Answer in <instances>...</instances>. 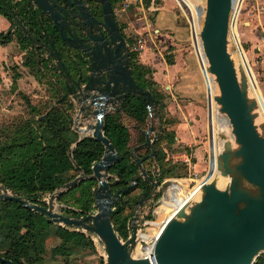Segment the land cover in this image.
Masks as SVG:
<instances>
[{"label":"water","instance_id":"95a60500","mask_svg":"<svg viewBox=\"0 0 264 264\" xmlns=\"http://www.w3.org/2000/svg\"><path fill=\"white\" fill-rule=\"evenodd\" d=\"M31 1L44 16L50 18L62 40L81 48L89 56L91 74L86 78L87 83L78 87L82 96L77 98L79 109L75 129L80 135L78 142L92 130L91 136L104 145L105 152L93 165V174L90 176L80 166H76L80 174L58 187L50 195L46 205L13 195L2 185L0 200L19 202L45 214L55 224L94 234L103 244L105 264H151L148 258L134 255L136 224H133L132 233L123 241L113 222L114 206L120 196L133 189L140 176L151 180L143 165L146 158L136 155L137 147L133 149L140 173L127 188L114 192L113 185L117 179L110 181L113 176L110 169L121 160V155L105 134L104 125L105 116L110 109H115L116 112L123 110L124 101L130 95L141 97L152 116L153 111L158 109L157 98L151 90L140 86L135 80L130 47L121 32L111 0H95L102 7V20L91 14L82 0H65L66 5H61L56 0ZM206 1V9L199 8V12L205 13L200 35L209 63L208 70L216 76L221 93L218 101L241 144L239 153L243 157V164L240 168L249 182L262 188L263 196L261 200L250 198L249 205L239 208V202L245 198L241 191L233 188L232 193H229L211 187L207 191L209 203L206 218L198 215L196 221L191 223L172 221L160 235L154 249L158 264H254L255 259L264 252V137L257 130L251 105L228 49L231 13L236 0ZM94 25H102L105 32L102 31L99 35L89 33L88 40L93 42V47L89 48L85 44V38L74 35L73 26L85 29ZM21 29L33 44L34 40L26 27L22 25ZM44 33L52 48L51 55L58 57L61 66L66 68L51 35L47 31ZM83 113L88 117L96 115V123H88L85 129L80 128L79 118ZM154 131L155 125L152 124L145 131L146 140L141 145L149 146L151 155L156 154L154 140L151 138ZM69 155L73 157V150H70ZM222 157L224 164L228 165L229 154H222ZM85 178H96L99 182L94 196L96 210L81 216L63 213L59 208L60 196ZM0 258L8 264H17L13 260Z\"/></svg>","mask_w":264,"mask_h":264},{"label":"rangeland","instance_id":"374dc122","mask_svg":"<svg viewBox=\"0 0 264 264\" xmlns=\"http://www.w3.org/2000/svg\"><path fill=\"white\" fill-rule=\"evenodd\" d=\"M240 1L241 5L239 11L235 13L233 11L231 13L228 49L234 61L243 90L251 105L257 130L259 134L264 137V3L263 0H236L235 6L240 3ZM193 3L196 4L197 9H206V0H199L198 2L193 0ZM131 5L133 6L130 8L127 6L126 10H129L128 12L124 11V17L130 23L127 22L125 24L133 28L132 32H135V35L137 34L136 36H140L137 38H143V40H145V48L142 50L143 53L146 52L147 56H151L156 70L158 68L162 71V69L167 70L166 66L168 65L164 59V53H166V51L168 53L171 46L177 48L175 54H177V59H179V63L181 64L179 68L189 70L188 73L190 76L188 78L192 79V81H188L187 84L189 83V87L193 88L192 91L196 92V94L201 97L202 101L197 100V107L187 105L173 106V104H171L173 106L171 110H165L166 122L168 121L169 123V128L167 127L166 130L172 131L173 125L180 121V126L178 127L179 131L177 133L178 136H180L182 130H184L189 138L188 140L182 141L180 137L183 143H178L175 138L174 142L167 144L170 133L168 134L164 129L160 130L161 120L157 115V110L153 111V116L149 115L147 129L152 124L155 125V132L152 134L154 142L159 135L165 136L166 134L167 136L162 140L161 145L167 148V159L169 160V164L165 165L161 175L160 168L159 171L154 168V166H158L157 162L147 160L144 167L147 170L148 176H153V180L150 181L146 192L144 191L143 185L137 184L129 192L123 194L121 203L122 210L116 215V226L121 229V232H125L122 237L127 238L130 235L134 216L138 215L140 216L139 218H146V213L159 204H164L159 210L160 215H157L159 219L164 218V214H169L170 216L175 212L179 205H181L183 199L171 201L174 199L175 190H177L179 185L184 188V193L187 195V192L193 191L205 181L208 185H216L218 187L221 181V179H219L221 175L224 181L221 182L222 186L218 189L225 190L229 193H232L233 188L241 191L245 195L241 203L248 202L249 204L250 198L261 200L263 196L262 188L249 182L240 168L243 164V157L239 153L241 144L236 139L232 124V146L227 152L229 154V163L228 165L224 164L225 171L227 170L228 172L219 173V170H221L220 155L215 159V151L213 149L214 127L210 123V113L212 110H216V112L220 114H225L226 116L227 114L223 111L218 101L221 93L215 79L216 76L214 77V74L210 71H208L207 74L204 72L205 63L207 68H209L200 35L204 25L205 13L203 12L202 14L196 15L195 7H192L188 0H135ZM120 7V1H116L115 8L119 9ZM136 11L138 15H135ZM159 11H161L160 16L158 15L154 18L156 12L158 13ZM247 32L249 35H253L252 40L246 39V37L243 36V33ZM140 58H142V56ZM166 59L167 62H169L168 55H166ZM250 76L253 77L259 96L252 88V79ZM28 78L30 81L28 84L31 85H27L30 87L25 89L24 92L26 94L18 93L14 98L15 102L10 105L13 110L8 111L5 108L0 110L1 114L5 113L0 118V135L2 134L1 130L4 131L5 127L13 122L32 121L34 122L33 128L35 129V127L42 125L40 121L45 118L49 109L52 106L58 105V103L55 102L54 92L52 91L53 93H51L48 90L51 87L50 83H53L55 80L54 77L48 75L46 77L47 83L45 81L42 82L46 83V85L42 84V89L37 86V83L35 85L33 80L31 81L32 77ZM150 83L151 85L155 84L154 81H150ZM207 85L210 90V99L207 93ZM156 88H158V86H156ZM204 92H206L205 101L203 97ZM28 101H30L32 106H35L37 110H33L29 106ZM214 101H216V104ZM68 104L69 103H65L62 107L64 109L68 108ZM213 106L216 108H213ZM78 109L79 106L74 103V108L71 111L74 119L77 116ZM227 119L230 121L229 118ZM79 120L80 127H85L86 124L92 123L93 121L84 114L80 116ZM121 122L126 124L134 132L132 143L134 146L140 134L138 133L139 130H137V122L131 116L124 113L121 117ZM177 134L175 132L176 136ZM86 136H91V133ZM218 136L220 138V135ZM146 147L150 149L149 146ZM142 153L148 154V149L142 151ZM151 154L152 151L149 153V159L155 156ZM211 155L214 157L212 161L210 158ZM186 156L190 158L191 164L189 161H186ZM195 163H198L196 168ZM208 170L210 171L207 179ZM138 172L140 173V170H138ZM79 174L80 172L77 170L76 177ZM211 175H213V177H211ZM114 177L115 175L110 177V181L114 182ZM88 179L89 178H85L80 183ZM91 179H95L96 186H94L97 189L98 180L96 178ZM139 179L147 180L148 178L146 176H140ZM156 183L158 186H156ZM0 185L5 186L4 184ZM113 186H115V184ZM75 187H73L74 189L72 188L73 191L71 193L67 191L64 193L63 203L58 200L59 208L63 213L71 214L67 209H64L67 208L65 206L70 205V209L76 207L78 209L80 201L83 202L81 198V189H75ZM170 187L172 189L174 188L171 200L168 195ZM8 190L13 194L12 190ZM1 192L2 189H0V193ZM50 195L51 194H47L43 196L38 204L46 205ZM1 201L5 200H0V202ZM91 209L92 211L96 210L95 202L91 206ZM159 219L152 221L151 227L159 225ZM54 225L61 226L55 223ZM67 228L76 230L73 227ZM152 230H156V228H152ZM55 232L56 229L53 228L52 235L44 242L45 248L42 251V259L38 261L35 259L33 262H36H32L33 264H102V261L104 262L105 252L102 243H98V246L95 245V248L84 241L80 244L67 245L66 243L67 247L61 251V247L63 248L65 244L61 238L55 235ZM263 253L264 252L261 254ZM261 254L255 261L262 256ZM28 264H31V260L28 261Z\"/></svg>","mask_w":264,"mask_h":264},{"label":"trees","instance_id":"16d2710c","mask_svg":"<svg viewBox=\"0 0 264 264\" xmlns=\"http://www.w3.org/2000/svg\"><path fill=\"white\" fill-rule=\"evenodd\" d=\"M116 1L120 0H111L113 5ZM0 12L12 22V27L7 35L3 32L0 33V42H10L14 39L15 34L20 42L31 43L21 29V26L24 25L34 40V45L31 44L37 50L35 52V49H33L34 51L31 54L34 63L39 65L40 61L42 65L48 66V61L53 59L49 55L43 57L49 53V42L44 32L47 31L54 42L59 38L58 30L54 27L50 18L44 16L31 0H0ZM36 55L40 56L39 61L36 59ZM132 55L134 58V52ZM168 59L169 63H172V57L168 55ZM132 67L136 82L140 86L151 90L157 98L159 103L157 115L161 120L160 130H166L169 126L168 121L166 122L167 118H165L167 103L165 102V96L150 84L152 69L137 62H133ZM55 102L58 105L49 109L45 118L40 121L42 125L34 129V122L32 121L13 122L6 126L4 131L1 130L2 134L0 135V184H4L7 189L12 190L13 195L21 196L37 204L43 196L52 194L58 187L75 178L77 175L76 166H80L87 175L93 174V165L102 158L105 152L104 145L92 136H85L78 142L80 135L73 128L74 116L71 114L74 102L71 101L69 94L66 91L62 93L61 90H58ZM28 103L33 110H37L30 101ZM65 103H69V107L64 109L62 106ZM123 113L131 116L137 122V130L140 133L137 144L145 141V131L150 115L142 98L130 95L124 101V108L121 112L108 113L105 116V134L121 155V160L116 162L110 169V173L115 175L113 179H117L115 186H113L114 192L127 188L132 179L139 174L137 159L132 152L133 145H130L132 140L131 131L126 124L121 122ZM166 131L168 134L170 133L167 144H171L176 138L175 132L173 130ZM166 137V134L165 136L159 135L155 140L156 154L152 159H149L151 148L145 147L148 149V154L142 153V148H138L136 151L138 157L146 158L144 162H147V160L156 161L161 170V175L165 165L169 164L167 151L161 145L162 140ZM70 150H73V157L69 155ZM95 182V179L89 178L75 187V189H81L83 202L80 201L78 209L77 207L70 209V205L65 206L67 208L64 209L71 212V214H65L81 216L92 212L91 206L95 202ZM149 183L148 179H139L137 182L138 185L144 186L145 192ZM73 189L67 192L71 193ZM173 190L174 188L170 187L168 191L170 200L173 197ZM182 190L183 187L179 185L175 190L174 199L171 201L182 199ZM123 194L113 210V222L120 236H123L125 232H121V229L116 226V215L122 210ZM64 195L63 193L60 196V202L63 201ZM54 226L52 220L43 213L36 212L13 200L1 201L0 257L13 260L17 264H28L30 260L33 264L41 260L42 251L45 248L44 242L52 235L53 228L56 229L55 235L61 238L65 245L66 243L67 245L80 244L84 241L95 248L92 234L80 230H70L64 226ZM65 245L63 248L61 247V251L67 247ZM261 255L254 264L264 263V253ZM35 259L36 261L33 262ZM0 264L8 263L0 258ZM102 264L105 263L102 261Z\"/></svg>","mask_w":264,"mask_h":264},{"label":"crops","instance_id":"0c3cea01","mask_svg":"<svg viewBox=\"0 0 264 264\" xmlns=\"http://www.w3.org/2000/svg\"><path fill=\"white\" fill-rule=\"evenodd\" d=\"M134 2L135 0H120L121 7L119 9L115 8V3H114V12H115L116 18L118 22L121 24V26L124 28V32L128 37L130 50L134 52L133 62L144 64L152 69V76L150 78V81L151 82L154 81L155 87L154 85L152 86L165 96V102L167 103L168 110H171V108L175 105H180V106L187 105L191 107H197L196 106L197 100L202 101V99L200 96L196 94V92L192 91L193 88L189 87V83L187 84L188 81L190 82L192 81V79L188 78L190 76V74L188 73L189 70L179 68L181 67V64L179 63V59H177V54H175V51L177 48H173L171 46L169 48L170 50L168 51V53L170 54H168L167 51L166 53H164V57H165L164 59L166 60V63L168 65L166 66L167 70L162 69V71H160L161 69H158V68L156 70L154 66V61L151 60V56L150 55L147 56L146 52L143 53L142 50H144L145 48L144 43L141 49L137 48L138 47L137 41L139 39L137 37H140V36H136L137 34L135 35V32H132L133 28L125 24L128 22V20L124 17L125 16L124 11L126 12L129 11V10L128 11L126 10L127 6L128 8L132 7L133 5L131 4ZM263 3H264V0H263ZM137 11L135 12V15H138ZM160 14H161V11H159L158 13L156 12L154 18H156L158 15L160 16ZM11 27H12V22L0 12V33L3 32L5 33V35H7ZM243 36L246 37V39L248 38L249 40L250 39L252 40V37H253V35L252 34L249 35L248 32L243 33ZM33 45L28 42L22 43L16 37L8 43L0 42V110H2L3 108L7 109L8 111L13 110V108H11L10 105H12V103L15 102L14 98L17 96L18 93L26 94L24 92L25 89L30 87L27 85H31V84H28L30 83L28 77H32L33 79L31 78V81L33 80L35 85L37 83V86L41 87V89L43 88L42 84L46 85L47 83L46 77L48 75H50L51 77H54L55 80L53 81V83H50L51 89L50 88L48 89L51 93L54 92L53 94L54 97L56 96L58 90H60L63 87V83L58 73V69L55 68L56 62L54 60H49L48 66H45V65H42V63L39 61L40 56L36 55V59H38L39 65L34 63V60L32 59L31 54L34 51L33 49H35V52L37 50L36 48H34ZM166 55H169V57H172L173 59L172 63L167 62ZM141 56L142 58H140ZM43 57H48V56L47 54H45ZM68 61L71 63V60H68ZM73 74L76 75V72L74 69H73ZM44 81L46 83H42ZM156 86H158V88H156ZM203 97L205 101L206 92H204ZM71 100L76 104V101L74 100L73 96H71ZM171 104H173V106ZM0 114H1V111H0ZM4 114L5 113H2L0 115V118ZM179 126H180V121L176 122L173 125L172 130L175 131L176 134L179 131L178 130ZM130 131H131V138H132L130 145L132 146L134 132L131 129ZM154 132L151 133V138H153L152 134ZM180 137L182 141L189 139L188 135L186 134L184 130H182V134H180V136H178V134L176 136L178 143H183L180 140ZM145 140H146V136H145ZM143 143L141 144L136 143L133 146V149L137 147V148H142V151L146 150L145 147L141 146ZM165 150L167 151L166 147H165ZM198 163H195V168L198 166ZM143 164L146 165V162H143ZM208 175L206 177H208Z\"/></svg>","mask_w":264,"mask_h":264},{"label":"bare ground","instance_id":"6f19581e","mask_svg":"<svg viewBox=\"0 0 264 264\" xmlns=\"http://www.w3.org/2000/svg\"><path fill=\"white\" fill-rule=\"evenodd\" d=\"M194 1L198 2L199 0H194ZM188 2L192 7H195L196 15L200 14L199 9H197V7H196V4L193 3V0H188ZM248 72H249V70H248ZM250 77L252 79V88L256 91V94H258V96H259V93H258L257 87L255 85V82L253 80V77L252 76H250ZM214 100H216V99H214ZM214 103L216 104V101H214ZM213 108H216V107L213 106ZM263 111H264V108H263ZM94 116H95V119H93L91 124H95L97 121L96 115H94ZM227 118H228V116H226L225 114H220L219 112H216V110L215 111L212 110V112L210 113V123L214 127V131H213L214 132L213 149L215 151L214 156L216 159L220 155L221 170H219V173H221V174H222V172L226 173L224 163H223L222 154H226L228 151H225V150L231 149V146H232L231 140H232V134L233 133L231 132L232 131L231 123ZM90 132L92 133V130ZM218 135H220V138ZM208 177H209V175H208ZM211 177H213V175H211ZM221 177H223V176L220 175V177H219V179H221V181L219 182L218 187L216 185H208L207 182H203V184H201L199 187H197L193 191L187 192V195H185L184 188H183V199H182L181 205H179L177 210L175 212H173L170 216H169V214H167V215L164 214L163 223L160 222L159 225L151 227L150 228L151 232L156 231L155 236H157L158 234L163 232L167 228L168 224L172 221L191 223V222L196 221L198 215H202V217L204 216L206 218L207 217L206 212H207L208 203H209L207 191L211 187L221 188V186H222L221 182L224 181L223 178H221ZM243 202H245V201H243ZM163 205L164 204H159L156 207H154L153 212L156 215H160L159 210ZM246 205H249L248 202H245V203L239 202L238 206H239V208H242ZM152 228H156V230H152ZM151 232L149 234L144 235V238L146 240H149V238L151 237V234H152ZM141 239H142V237L139 238V243H138V246L136 247V253L144 252V247L140 246ZM136 253H135V255H136Z\"/></svg>","mask_w":264,"mask_h":264},{"label":"flooded vegetation","instance_id":"af4514ba","mask_svg":"<svg viewBox=\"0 0 264 264\" xmlns=\"http://www.w3.org/2000/svg\"><path fill=\"white\" fill-rule=\"evenodd\" d=\"M56 1L61 5H66L65 0H56ZM82 1L88 7V10L89 11L91 10V12H92L91 14L96 16L99 20L103 19L102 7L99 3H97L95 0H82ZM113 7H114V5H113ZM118 24H119V27L121 29L122 34L126 38L128 45H129V40H128L127 35L124 32V28L121 26V24L119 22H118ZM96 26L97 27H95V25L93 27L89 26V27H86L85 29L80 28L78 26H73V29H74L73 33L75 36H77L79 38H85L86 39L85 44L87 45V47L92 48L93 42L91 40H88L89 39L88 38L89 33H93L94 35L95 34L99 35L100 32H102V31L105 32L102 25H96ZM13 31H15V29H13ZM58 35H59V31H58ZM13 38H15V34H14ZM55 43H56V46H57V48H58V50H59V52L63 58V61L66 64V68H63L61 66V63H60V60L58 57H53L51 55L52 48L50 47V45H49V50H48L49 53L47 54V56L48 55L51 56L52 59L56 62L58 73H59L61 80H62V83H63V87L60 90L62 92L66 91L69 94L70 99H71V96H73L74 100L76 101V105L79 106V101L77 98L81 97L82 95H80V93L78 91V87L80 85L86 84L87 83L86 78L89 77L91 74L89 56L86 53H84L81 48L75 47L74 45H70L69 43L62 40L60 38V36L58 39H56ZM130 53H131V60H132V65H133V55H132L133 52H132V50H130ZM68 60H71V63ZM73 69L75 70L76 75L73 74ZM118 111H122V110H118ZM109 113H116V110L110 109ZM88 118L89 119L91 118V120H93V119H95V116L92 114ZM86 125H85V127H80V122H79V127L82 129H85ZM73 128L75 129V119H74ZM152 180H153V176H151L150 181H152Z\"/></svg>","mask_w":264,"mask_h":264},{"label":"built area","instance_id":"2783aa9c","mask_svg":"<svg viewBox=\"0 0 264 264\" xmlns=\"http://www.w3.org/2000/svg\"><path fill=\"white\" fill-rule=\"evenodd\" d=\"M240 5H241V1H240V3H238L234 8H233V11H234V13L235 12H238L239 11V9H240ZM232 11V12H233ZM145 42V40H143V38H139L138 39V41H137V43H138V49H141V47H142V45H143V43ZM206 61H207V63H208V60H207V58H206ZM208 67H209V63H208ZM208 68H207V65H206V63L204 64V72H205V74H207L208 73ZM214 77H215V75H214ZM215 79H216V77H215ZM217 84V83H216ZM216 86V85H215ZM207 93H208V97H209V99H210V90H209V88H208V85H207ZM210 158H211V161H212V158L214 159V157L211 155L210 156ZM186 161H189L190 162V164H191V160H190V158L187 156L186 157ZM154 168L157 170V171H159V166H154ZM210 169V168H209ZM209 171L210 170H208V173H209ZM158 186V185H157ZM163 200V199H162ZM147 215H146V218H144V217H142V218H139L140 216H138V215H136V216H134V219H133V221H132V231H133V224H136V245H135V249H134V255H135V253H136V247L138 246V243H139V238H141L142 237V239H141V242H140V246H142V247H144V252H139V253H136V257H144V258H148L149 260H150V263L151 264H158L157 263V261H156V259H155V253H154V249H155V244H156V241L158 240V238L160 237V235L164 232H161L160 234H158L157 236H155L156 235V231H154V232H151V230H150V228H151V223H152V221H154V220H158L159 219V217H157V215H155V213L153 212V208H152V210L151 211H149V212H147L146 213ZM143 219V220H142ZM142 220V221H141ZM163 220H164V218H162V219H159V221L161 222V223H163ZM132 231L130 232V234L132 233ZM152 233L151 234V237L149 238V240H146L145 238H144V235H146V234H149V233ZM121 238H122V240L124 241V240H126L127 238H123L122 236H120ZM92 238H93V240H94V242H95V245L96 246H98L99 244L98 243H101L100 241H99V239L94 235V234H92ZM264 264V263H263Z\"/></svg>","mask_w":264,"mask_h":264}]
</instances>
